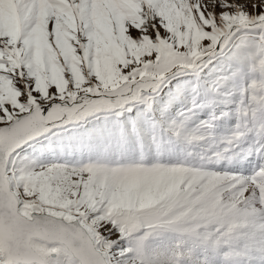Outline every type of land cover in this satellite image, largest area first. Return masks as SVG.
<instances>
[{
    "label": "snow or ice",
    "instance_id": "1",
    "mask_svg": "<svg viewBox=\"0 0 264 264\" xmlns=\"http://www.w3.org/2000/svg\"><path fill=\"white\" fill-rule=\"evenodd\" d=\"M0 264H264V0H0Z\"/></svg>",
    "mask_w": 264,
    "mask_h": 264
}]
</instances>
